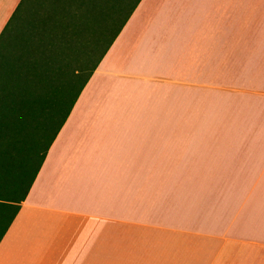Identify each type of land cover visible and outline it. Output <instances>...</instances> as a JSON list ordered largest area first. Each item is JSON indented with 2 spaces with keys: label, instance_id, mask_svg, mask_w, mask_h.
Returning a JSON list of instances; mask_svg holds the SVG:
<instances>
[{
  "label": "crops",
  "instance_id": "crops-1",
  "mask_svg": "<svg viewBox=\"0 0 264 264\" xmlns=\"http://www.w3.org/2000/svg\"><path fill=\"white\" fill-rule=\"evenodd\" d=\"M139 1L0 264H264V0Z\"/></svg>",
  "mask_w": 264,
  "mask_h": 264
},
{
  "label": "trees",
  "instance_id": "trees-1",
  "mask_svg": "<svg viewBox=\"0 0 264 264\" xmlns=\"http://www.w3.org/2000/svg\"><path fill=\"white\" fill-rule=\"evenodd\" d=\"M139 0H20L0 32V242Z\"/></svg>",
  "mask_w": 264,
  "mask_h": 264
}]
</instances>
